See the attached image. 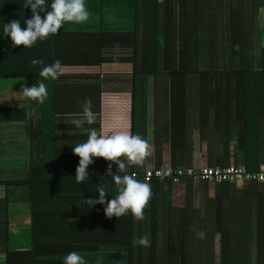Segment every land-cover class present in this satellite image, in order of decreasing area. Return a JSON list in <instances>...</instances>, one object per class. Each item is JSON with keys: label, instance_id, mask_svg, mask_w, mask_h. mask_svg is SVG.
Wrapping results in <instances>:
<instances>
[{"label": "trees", "instance_id": "1", "mask_svg": "<svg viewBox=\"0 0 264 264\" xmlns=\"http://www.w3.org/2000/svg\"><path fill=\"white\" fill-rule=\"evenodd\" d=\"M217 1L211 3L218 4ZM51 2L46 0L49 5ZM175 2L85 0L90 14L86 22H66L57 34L38 40L31 48L22 45L13 48L10 38L3 35V25L19 19L21 28H25L31 10L24 8L25 0H0V82L16 79L14 82L27 86L43 82L48 90L43 104L23 95L19 99L10 96L13 93L0 95V252L4 254V264H63L64 257L72 251L81 255L86 264H97L101 257V264H139L138 260L141 264L177 260L200 263L213 259V251L201 245L190 248L183 235L177 237L183 244L177 251L169 246L147 250L140 256L133 249L136 220L130 213L108 219L104 216L106 205L89 208L85 202L88 198H98L96 190L100 185L107 191L106 201L118 194L111 177L105 176L110 162L93 158L97 163L88 166L89 180L77 183L74 177L79 157L73 155L72 148L86 142L89 129L100 134L106 131L97 123H84L82 128H77L73 121L83 115L81 102L85 98L92 100L95 115L100 113L98 78L104 74L102 80L106 81L113 63L119 64L115 69L133 74L132 135L142 131L138 113L141 97L137 92V79L141 75L154 76L160 69H190L195 70L193 73L200 81L207 83V73L198 74L196 69L216 73L217 69H228L227 72H234L230 77L236 76L235 82L238 79V83L247 86L237 91V99L243 103L250 97L254 99L260 86L264 89V46L254 56L248 29L241 37L240 29L235 33L230 27L231 40L224 44L222 40L203 41L202 28L180 27V31L190 34L180 39L178 58L173 59L170 51L172 24L177 19V10H173ZM40 15L43 18L45 13ZM232 15L240 17L241 13L232 12ZM181 17L186 19L187 12L183 11ZM33 59L42 60L43 64L33 65ZM57 59L62 74L54 81L43 79L39 75L41 69ZM22 85H11L12 89L5 90L22 92ZM246 152L245 149L242 166L247 171H254L264 163V156L260 157L255 147L254 154ZM236 162V157L231 160L227 156H207L203 166L238 165ZM112 171L116 174L115 164ZM132 173L138 181L153 188L162 184L168 192L178 184L171 177L146 181L142 178L143 170L135 165L128 170V174ZM192 179L190 175L183 177L188 183ZM182 224L183 230H191L193 226L190 219ZM249 256L246 253L243 258ZM241 257L242 253L221 247L220 261Z\"/></svg>", "mask_w": 264, "mask_h": 264}, {"label": "crops", "instance_id": "2", "mask_svg": "<svg viewBox=\"0 0 264 264\" xmlns=\"http://www.w3.org/2000/svg\"><path fill=\"white\" fill-rule=\"evenodd\" d=\"M175 1L173 10H177V19L172 22L170 51L173 59L178 58L180 39L190 34L180 31V27L202 28L203 41L222 40L224 44L231 40L230 27L235 33L240 29L241 37L248 29L254 56L259 55L264 46V0H232L231 4L230 0H218V4L211 0ZM183 11L187 12V17L181 20ZM232 12L241 15L235 17ZM115 51L112 50L113 54ZM113 64L106 81L102 80L104 74L98 78L101 104L95 123L108 134L120 130L132 133L133 74L115 69L119 64ZM194 71L160 69L154 76L141 75L137 79V92L141 97L138 113L142 131L139 136L151 145V155L139 166L140 170L173 166L198 169L206 164L207 156H227L231 160L236 157V163L242 165L245 149L247 154H254V147L260 157L264 156L263 87L260 86L254 99L250 97L243 103L237 99V91L247 86L238 83V79L235 82L236 76L230 77L234 72L196 69L198 74L207 73L206 83L200 81ZM177 183L170 192L162 184L151 186L152 197L144 219L136 220L135 224L133 249L140 256L147 250L152 252L169 246L177 251L183 245L177 237L183 235L190 248L201 245L213 251V259L200 263L177 260L160 264H264V181L192 179L188 183L182 178ZM185 219L192 221L191 230H183ZM199 230L206 232L203 239L196 236ZM145 234L150 240L147 248L135 243ZM221 247L242 253V257L220 261ZM246 253L249 258H243ZM0 264H4L3 252H0Z\"/></svg>", "mask_w": 264, "mask_h": 264}, {"label": "clouds", "instance_id": "3", "mask_svg": "<svg viewBox=\"0 0 264 264\" xmlns=\"http://www.w3.org/2000/svg\"><path fill=\"white\" fill-rule=\"evenodd\" d=\"M24 8H29L32 14L31 18L25 21V28H21L19 19L3 25V35L10 38L13 48L21 45L24 48H31L38 40L43 41L50 35L57 34L66 22L81 24L86 22L90 15L85 0H52L50 5L46 0H25ZM41 13H45L43 18ZM31 63L41 65L43 61L33 59ZM62 70L61 62L57 59L52 64L44 66L39 75L45 80L54 81L62 74ZM21 91L25 98L40 104H43L48 97L47 86L43 82L32 86L22 85ZM81 103L83 115L73 121L77 128H82L84 123L93 124L96 121V115L92 111V100L85 98ZM150 148L151 145L146 139L132 135L130 130L100 134L96 129H89L86 142L72 148L73 155L79 157L75 180L77 183L89 180L87 169L94 162L93 158H103L110 162L105 170V176H110L118 187V194L106 201L105 197L108 194L105 187L98 186L96 190L99 193L98 198L85 199L89 208L97 204L106 205L105 218H119L130 213L135 220H143L145 209L152 197L151 185L138 181L134 175L128 174V170L133 165L143 166L146 158L151 155ZM122 157L125 159H121ZM113 164L117 166L116 174L112 171ZM171 171V168H168L164 174L170 175ZM205 235L204 230L196 232L198 239H203ZM135 243L145 248L150 246L147 234L138 237ZM102 259V257L98 258L97 264H101ZM63 264H86V262L76 251H72L64 257Z\"/></svg>", "mask_w": 264, "mask_h": 264}, {"label": "built area", "instance_id": "4", "mask_svg": "<svg viewBox=\"0 0 264 264\" xmlns=\"http://www.w3.org/2000/svg\"><path fill=\"white\" fill-rule=\"evenodd\" d=\"M170 167L156 168L149 167L143 170L142 178L146 181L160 177H171L173 182H177L185 176H192L193 179L200 181H264V163H261L254 171H247L242 165H230V166H203L198 169L192 167L175 168L171 171L170 175H165L166 171ZM136 177L135 173H132Z\"/></svg>", "mask_w": 264, "mask_h": 264}, {"label": "rangeland", "instance_id": "5", "mask_svg": "<svg viewBox=\"0 0 264 264\" xmlns=\"http://www.w3.org/2000/svg\"><path fill=\"white\" fill-rule=\"evenodd\" d=\"M16 79H4L5 82H0V95H7L12 94L10 96H15V98H21L22 92H12L11 90L5 89H12V86H20L22 85L21 82H14ZM12 85V86H11ZM11 91V92H10ZM10 98V97H8Z\"/></svg>", "mask_w": 264, "mask_h": 264}]
</instances>
